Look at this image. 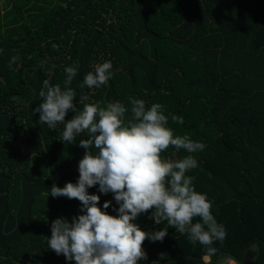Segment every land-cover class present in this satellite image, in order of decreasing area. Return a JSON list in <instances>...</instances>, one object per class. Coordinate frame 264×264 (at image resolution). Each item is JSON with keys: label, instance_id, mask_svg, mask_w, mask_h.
Instances as JSON below:
<instances>
[{"label": "trees", "instance_id": "16d2710c", "mask_svg": "<svg viewBox=\"0 0 264 264\" xmlns=\"http://www.w3.org/2000/svg\"><path fill=\"white\" fill-rule=\"evenodd\" d=\"M104 61L113 66L108 84L81 88ZM74 65L79 109L120 101L131 118L129 98L159 103L177 135L206 146L191 154L198 166L187 175L227 232L210 264H264V0H0V264H75L47 240L53 220L71 221L82 206L48 194L77 182L87 134L64 143V125L49 129L33 111L43 80L63 88ZM82 96L89 99L79 103ZM98 187L89 194L117 215L113 194ZM135 222L150 233L168 228L163 241H144L140 264H209L204 246L167 221L157 225L148 212Z\"/></svg>", "mask_w": 264, "mask_h": 264}, {"label": "clouds", "instance_id": "9594fccd", "mask_svg": "<svg viewBox=\"0 0 264 264\" xmlns=\"http://www.w3.org/2000/svg\"><path fill=\"white\" fill-rule=\"evenodd\" d=\"M18 59L13 56L10 64ZM112 67L110 61L97 64L84 76L80 87L107 85L113 75ZM64 72L63 88L43 80L39 91L42 100L33 111L39 113V121L49 129L64 125V143L73 144L81 134H87L86 139H79V146L85 151L78 162L77 182H67L63 187L53 184L48 194L78 200L83 214L71 221L64 217L53 220L48 247L75 264H140L147 259L144 241H163L168 234V228L150 233L135 222L142 213L151 212L155 224L167 221L176 232L187 234L191 244L199 242L204 246L203 257L210 264L218 252L213 244H222L227 232L213 215L207 195L195 190V177L187 175L198 166L191 154L206 146L188 134L177 135L159 103L146 106L142 99L129 98L131 118L126 117L129 109L120 101L105 106L100 102L83 103L79 109L73 103L77 93L70 86L78 74V65L66 67ZM88 99L82 96L79 103ZM70 110L74 115L66 121ZM171 120L183 123V117L176 115ZM169 148L189 155L166 158L164 153ZM96 185L100 193L113 194L117 215L105 211L111 201H105L101 208L100 196L89 194L88 189Z\"/></svg>", "mask_w": 264, "mask_h": 264}, {"label": "crops", "instance_id": "0c3cea01", "mask_svg": "<svg viewBox=\"0 0 264 264\" xmlns=\"http://www.w3.org/2000/svg\"><path fill=\"white\" fill-rule=\"evenodd\" d=\"M203 259V261H205V262H207L205 259H204V257L202 258ZM229 264H236L233 260H229Z\"/></svg>", "mask_w": 264, "mask_h": 264}]
</instances>
